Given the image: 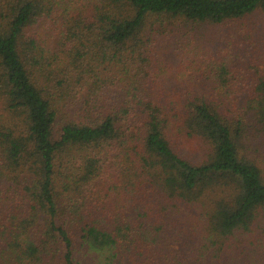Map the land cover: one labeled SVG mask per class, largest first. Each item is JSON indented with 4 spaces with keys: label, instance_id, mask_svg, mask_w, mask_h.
I'll return each instance as SVG.
<instances>
[{
    "label": "trees",
    "instance_id": "16d2710c",
    "mask_svg": "<svg viewBox=\"0 0 264 264\" xmlns=\"http://www.w3.org/2000/svg\"><path fill=\"white\" fill-rule=\"evenodd\" d=\"M256 15L264 0H0V264H264V71L189 61L165 92L152 70L177 32L157 23H232L242 44Z\"/></svg>",
    "mask_w": 264,
    "mask_h": 264
},
{
    "label": "rangeland",
    "instance_id": "374dc122",
    "mask_svg": "<svg viewBox=\"0 0 264 264\" xmlns=\"http://www.w3.org/2000/svg\"><path fill=\"white\" fill-rule=\"evenodd\" d=\"M252 19L253 21L249 25L244 26V29L251 28L252 30L245 31L239 36L238 41H243L242 44L237 43L236 39L232 37V33H230L232 23L229 25H209L190 23L179 19H165L164 24L157 23L161 32L165 31L163 28L172 26L176 27L177 32L174 42L168 47L170 52L165 53L163 59L159 57L160 61L156 63L155 69H152L154 78L157 79L156 85L165 92L167 88L174 87V85L178 87L186 86L187 83L184 82V79L191 73V69L180 70L179 65L189 61L193 62L196 67L197 64L203 63L201 70L196 71L198 76L201 75V71L210 73L213 66L226 63L225 61L222 62L223 58H226L228 62H231L234 58L238 61V66L234 71H239L238 68H241V73L237 76L239 79L249 77L250 72L254 70L264 71V55L260 54V50L264 47V19L261 18V15H256ZM153 20L154 18H149L147 21L145 33L155 28L151 23ZM252 31L254 36L249 37ZM155 41L161 50L166 45L165 39L157 38ZM244 69H247L248 74ZM231 70L233 71V67H231ZM233 78L231 75L229 83L231 85H234ZM152 84L155 85V83ZM122 85H124V82H120L117 89H120ZM212 85L218 88L221 83L219 81L215 84L199 83L198 88ZM147 86L152 85L149 83ZM189 86L195 87V83ZM0 113L5 116L2 104H0Z\"/></svg>",
    "mask_w": 264,
    "mask_h": 264
}]
</instances>
